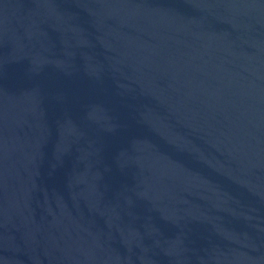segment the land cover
Instances as JSON below:
<instances>
[{"label":"water","instance_id":"obj_1","mask_svg":"<svg viewBox=\"0 0 264 264\" xmlns=\"http://www.w3.org/2000/svg\"><path fill=\"white\" fill-rule=\"evenodd\" d=\"M0 264H264V0H0Z\"/></svg>","mask_w":264,"mask_h":264}]
</instances>
